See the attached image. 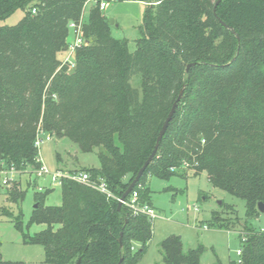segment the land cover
Returning <instances> with one entry per match:
<instances>
[{"label": "trees", "instance_id": "trees-1", "mask_svg": "<svg viewBox=\"0 0 264 264\" xmlns=\"http://www.w3.org/2000/svg\"><path fill=\"white\" fill-rule=\"evenodd\" d=\"M88 1L0 0V20L25 11L19 23L0 25V170L38 169L43 131L96 152L99 166L67 171L88 172L114 194L72 179L61 182V205L45 204L49 191L36 193L30 225L46 228L25 241L41 244L48 264H136L153 219L127 204L133 193L153 207L150 177L205 172L213 187L246 202L245 222L218 211L209 220L245 238L240 261L230 264H264V230L249 223L264 201V0H222L218 16L217 0H140L148 7L133 52L113 37L101 0L85 18ZM81 19L87 44L70 69L59 55L70 23ZM182 87L155 157L119 209ZM8 194L19 203L26 191L17 182ZM162 251L166 264H200L199 250L184 252L179 236L167 237ZM0 264L26 263L0 256Z\"/></svg>", "mask_w": 264, "mask_h": 264}, {"label": "rangeland", "instance_id": "rangeland-1", "mask_svg": "<svg viewBox=\"0 0 264 264\" xmlns=\"http://www.w3.org/2000/svg\"><path fill=\"white\" fill-rule=\"evenodd\" d=\"M106 1L107 7L103 13L113 19V37L128 40L130 51H135L137 40L142 36L141 27L148 6L139 0ZM93 5L91 2L86 7V19ZM24 15L25 11L18 9L8 18L0 20V25H15ZM66 55L65 51L59 56L64 58ZM38 152L39 159L51 172L99 166L96 152H82L69 138L53 136L51 140L42 143ZM17 178L18 181L11 187L0 185V256L7 260L24 261L26 264H48L45 262L44 247L26 242L25 236H33L46 228L45 224L30 225L36 193L49 191L45 204L61 205V183L52 182L51 176L47 174L37 176L31 170L18 173ZM17 182L26 191L25 198L19 203L11 201L8 194V190ZM149 186L157 217L153 219L152 239L136 264H166L162 242L172 235L181 238L184 252L199 250L200 264H230L239 260L238 250L243 245L242 233L239 229L212 227L209 220L212 213L218 211L224 216L237 214L241 222H245L247 210L244 199L213 187L205 172L198 176L174 175L169 179L150 177ZM39 187L43 190H39ZM230 207L235 213L232 209L229 210ZM18 221L22 230L17 228ZM249 223L257 230H264V211Z\"/></svg>", "mask_w": 264, "mask_h": 264}, {"label": "built area", "instance_id": "built-area-1", "mask_svg": "<svg viewBox=\"0 0 264 264\" xmlns=\"http://www.w3.org/2000/svg\"><path fill=\"white\" fill-rule=\"evenodd\" d=\"M91 2L93 4H96L98 1L89 0L87 5ZM99 7L101 10L106 9L107 1L101 0L99 2ZM70 28L72 30L73 36L70 42L68 43V49L66 50L67 55L65 56L63 60V64H66V63L70 64V68H71L75 66L74 56H75L76 50L82 47L83 45L87 44V41L84 38L83 33H82V19L79 22H71ZM51 139H52V136L50 134L44 133L43 131H39L37 134L36 140H35V145L37 148H39L45 140H51ZM39 160L41 161V159ZM34 172L37 174V176H44L46 174L50 175L52 182L61 183L63 179H72L79 183H82L90 187H93L95 189H98L99 191L106 193L108 197H114V194L109 190V188L107 187L106 183L103 180L100 182L94 181L91 178L90 173L85 172V171L71 173L69 171L59 169V170H56L55 172H51L48 169V167L42 163V165L38 169L34 170ZM18 173H21V172L16 170L14 167L7 168V169L6 168L1 169L0 170V185L2 187H11L16 181H18V178H17ZM39 190H43V188L39 187ZM123 203H126V201L124 200ZM127 204L131 206L136 213L147 214L152 219L157 217V213L154 207L148 204L138 203V193L137 192L133 193L131 201L128 202ZM243 240H245V238H243ZM241 253H242V249H239L238 255L240 256Z\"/></svg>", "mask_w": 264, "mask_h": 264}, {"label": "water", "instance_id": "water-1", "mask_svg": "<svg viewBox=\"0 0 264 264\" xmlns=\"http://www.w3.org/2000/svg\"><path fill=\"white\" fill-rule=\"evenodd\" d=\"M222 0H217L216 4H215V8H214V13L216 16L217 15V6L218 4L221 2ZM110 23L113 22V19H109ZM222 23L226 26V27H229V25H227L224 21H222ZM234 31V29H232ZM68 49V45L65 46V50ZM195 63H190L187 65V68L186 70L189 71L190 67L193 66ZM184 90H185V87H182V89L180 90V93L178 95V97L176 98V100L174 101L172 107H171V110L159 132V135L157 137V141H156V144H155V147L152 151V153L149 155V157L147 158V160L145 161V163L143 164V166L140 168V170L138 171L136 177L134 178V180L131 182V184L129 185V187L127 188V190L125 191V193L123 194V196L121 197L120 201H119V209L121 208L122 204H123V201L126 199V197L128 196V194L132 191V189L134 188V186L136 185V183L138 182V180L141 178V176L143 175L145 169L147 168V166L151 163V161L153 160V158L155 157L157 151H158V148H159V145H160V142L167 130V128L169 127V124L171 122V120L173 119V116L177 110V107H178V104L179 102L181 101L182 97H183V94H184ZM38 207V204L36 203L34 208H37ZM258 209L260 212H263L264 211V201H260L258 203ZM122 234L121 233V238H120V243H121V246L123 245L122 244ZM122 261H123V258L120 259L119 261V264H122ZM81 263V259L78 260V262L76 264H80Z\"/></svg>", "mask_w": 264, "mask_h": 264}, {"label": "crops", "instance_id": "crops-1", "mask_svg": "<svg viewBox=\"0 0 264 264\" xmlns=\"http://www.w3.org/2000/svg\"><path fill=\"white\" fill-rule=\"evenodd\" d=\"M140 1V0H139ZM143 2V1H142ZM143 3H145V2H143Z\"/></svg>", "mask_w": 264, "mask_h": 264}]
</instances>
